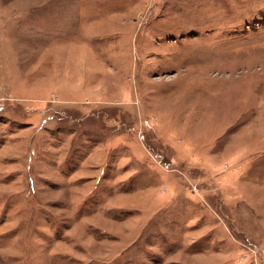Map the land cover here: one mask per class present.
<instances>
[{
  "label": "rangeland",
  "instance_id": "1",
  "mask_svg": "<svg viewBox=\"0 0 264 264\" xmlns=\"http://www.w3.org/2000/svg\"><path fill=\"white\" fill-rule=\"evenodd\" d=\"M0 264H264V0H0Z\"/></svg>",
  "mask_w": 264,
  "mask_h": 264
}]
</instances>
